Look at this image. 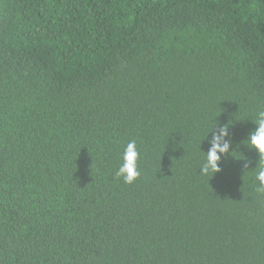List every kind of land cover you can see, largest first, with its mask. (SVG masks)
I'll return each mask as SVG.
<instances>
[{"label":"trees","instance_id":"trees-1","mask_svg":"<svg viewBox=\"0 0 264 264\" xmlns=\"http://www.w3.org/2000/svg\"><path fill=\"white\" fill-rule=\"evenodd\" d=\"M258 110L264 0H0V264H264Z\"/></svg>","mask_w":264,"mask_h":264},{"label":"clouds","instance_id":"clouds-1","mask_svg":"<svg viewBox=\"0 0 264 264\" xmlns=\"http://www.w3.org/2000/svg\"><path fill=\"white\" fill-rule=\"evenodd\" d=\"M253 123L256 127L248 134V137L243 141V144H245L250 150H256L258 154L259 160L254 169L256 173L255 178L258 181L255 190L257 193H264V110H258L256 112V118ZM210 133V147L200 166V174L202 176H214L216 173L221 172L222 158L227 159L231 153L235 151L233 150L230 152L233 142L228 139V124L223 126L215 124L207 137ZM139 159L140 153L138 151L137 142L134 139L130 140L123 149L122 163L115 172L116 177L122 179L125 184L130 185L134 183V181L140 176L138 167Z\"/></svg>","mask_w":264,"mask_h":264}]
</instances>
